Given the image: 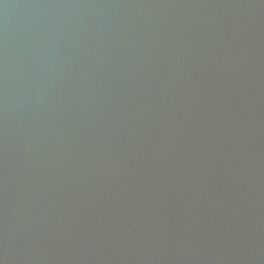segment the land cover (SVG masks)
I'll return each instance as SVG.
<instances>
[{"label": "water", "instance_id": "obj_1", "mask_svg": "<svg viewBox=\"0 0 264 264\" xmlns=\"http://www.w3.org/2000/svg\"><path fill=\"white\" fill-rule=\"evenodd\" d=\"M0 264H264V0H0Z\"/></svg>", "mask_w": 264, "mask_h": 264}]
</instances>
